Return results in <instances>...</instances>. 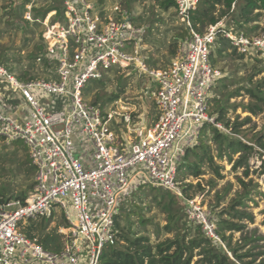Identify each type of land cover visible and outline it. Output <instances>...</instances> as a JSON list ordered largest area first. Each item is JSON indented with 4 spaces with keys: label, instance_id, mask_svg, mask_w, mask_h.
Returning <instances> with one entry per match:
<instances>
[{
    "label": "built area",
    "instance_id": "built-area-1",
    "mask_svg": "<svg viewBox=\"0 0 264 264\" xmlns=\"http://www.w3.org/2000/svg\"><path fill=\"white\" fill-rule=\"evenodd\" d=\"M174 1L187 34L163 67L146 62L147 26L118 5L90 0H61V15L43 23V49L34 58L41 76L21 78L27 71L10 72L0 63V138L22 141L34 171L23 200H0V264H101L103 249L116 242L121 205L144 186L182 199L186 220L225 248L216 216L182 191L178 167L206 123L223 129L208 111L221 78L210 48L220 35L239 53L264 55V24L252 34L228 30L221 20L197 31L190 16L199 0ZM134 66L154 87L158 112L150 125L135 122L139 115L128 109L105 110L83 96L90 81L111 71L132 73ZM78 135L87 146L82 160L75 155ZM55 210L65 225L57 229L60 248L51 250L22 229L28 219H47Z\"/></svg>",
    "mask_w": 264,
    "mask_h": 264
},
{
    "label": "rangeland",
    "instance_id": "rangeland-1",
    "mask_svg": "<svg viewBox=\"0 0 264 264\" xmlns=\"http://www.w3.org/2000/svg\"><path fill=\"white\" fill-rule=\"evenodd\" d=\"M60 1L0 0V62H3L10 72L22 73L27 71L33 76H41L40 67H34V56L38 47L42 46L43 23L51 15V21L56 19L53 17V10L44 15V18L41 14L47 7L56 6L59 8ZM90 1L95 4H103L106 8L118 5L130 14L132 22L143 25V27L144 25L147 26L145 42L150 47V51L147 52L148 60H146L148 67H163L170 62L173 55L168 52L169 45L174 42L173 37L183 29V25L177 19L172 8L164 11L153 0ZM257 11L261 10H255L253 13ZM226 19L224 17L221 20L224 27H226ZM258 24L259 27L264 24V11H261ZM179 40L178 37L177 43ZM222 47L224 51L221 55L216 54V43L210 48L211 60H214V66L220 70L221 78L224 79L223 84H225V87L219 86L218 91L214 90L212 96L218 94L219 99H222L221 93L233 92L231 97L228 96L226 103L228 108L225 116L229 120V126L234 122H244L239 129L245 132L246 137L244 138L242 133L233 134L229 128L223 126L224 130H220L228 135L240 137L243 141H249L253 145V151L247 157V166L243 164L237 166L236 161L240 158V153L232 154L231 157L228 155L219 156L218 143L213 138L211 130L205 127L201 130L203 136L200 137L197 145L203 142L204 145L209 146L208 151L219 166V176L214 174L206 161H203L200 166L203 174L193 176L189 170L182 168L178 170L177 180L181 187L190 183L191 186L187 190V195L210 209L217 220L224 207L233 201L236 192L243 191L239 179L244 181L249 191L250 200L245 199L246 205L243 208L238 207V209L248 212L252 218H243L241 221L234 220V222L243 224V228L239 231L229 230L225 234L230 235L232 247H239V253H247V251L251 253V255L243 256L244 261L261 264V260L264 259V147H260L254 142L255 136L260 137L264 142V106L261 110L254 113L250 112L247 106L253 100L249 98L244 87L260 83L262 85L260 89L264 91V55L249 53L241 57L235 48V52H233V48L228 42ZM134 68L136 71L133 70L132 73L111 71L105 74L101 81H90L95 86L92 84L93 86L89 90L87 87L83 89V96L91 102L96 97L98 102L104 100L103 109L105 110L110 108L116 111L128 109L130 113L139 115L140 118H135V122H141L143 119L145 124L150 125L156 120V113L158 112L150 96L154 87L152 80L145 73H139L135 66ZM102 81H104L103 84ZM235 90L237 91L236 94L234 93ZM40 93H35L38 100L42 97ZM112 93H117L119 96L116 100L107 101ZM211 104L209 109H211ZM246 118L248 120L244 121ZM126 134L128 133L126 132ZM77 139L74 141L77 147L75 155L82 160L81 154L87 146L80 145L85 140L81 135H78ZM24 157L28 158L26 146L22 141L15 140L6 144L0 138V200L6 197L12 199L16 195H27L32 189L33 173H29L30 165L25 162ZM188 160L195 159L190 155ZM140 169L141 167L138 165L134 171ZM245 170H247V175L244 174ZM143 189L144 192L141 191ZM160 195H165L168 199L174 194L161 188L154 187L151 189V186L138 188L125 205L126 209H133L131 203L135 202L140 205L136 206V210H139L140 207L142 210L139 214L132 211L124 213L119 211L122 214L119 218V226L126 227L127 224L136 236L147 237L151 244L167 238L172 239L174 233L168 232L164 228L168 224L167 214L157 205ZM130 204L131 206H129ZM221 216L225 217L226 215L221 214ZM41 220L48 221L43 229L39 227ZM184 220L186 219L183 215ZM27 221L28 226H35L31 234L38 240L46 234H52L55 229L57 230L64 225L63 215L56 210L47 220L40 218L28 219ZM192 230L191 234L195 231L193 226ZM248 237H250L249 241L245 240ZM198 251L199 248L193 250L189 264H199L198 261L201 256L198 255ZM82 261L83 257H81Z\"/></svg>",
    "mask_w": 264,
    "mask_h": 264
},
{
    "label": "trees",
    "instance_id": "trees-1",
    "mask_svg": "<svg viewBox=\"0 0 264 264\" xmlns=\"http://www.w3.org/2000/svg\"><path fill=\"white\" fill-rule=\"evenodd\" d=\"M153 1L158 5L160 9L164 11L170 8L173 9L175 6L174 0ZM51 10L55 12V14H53V17H59L62 11L61 1L59 8H57L56 6L47 7L43 11L41 16L44 18V15H46ZM255 10L264 11V0H199L195 9L191 13L190 22L197 31H201L206 26L215 24L225 17V19L227 18L225 27L226 29H230L233 31H243L245 34H252L256 33L260 28L258 22L259 17L261 16V11L253 13ZM137 20L139 21V18H137ZM186 34V30L183 28L177 35L173 37L174 42L170 44L168 48V52L170 55L174 54L178 37L181 39ZM225 44H227V40L219 35L216 40L215 49L217 55H221V53L224 51L222 46ZM42 49L43 45L38 47V51L36 52L35 56L39 52H41ZM233 52H235L234 48ZM239 55L242 57L244 54L239 53ZM211 62L214 65V60H211ZM0 63L4 64L3 62ZM27 75V72H23L21 74V78H26ZM102 79L97 80L101 81ZM103 82L104 81H102V84ZM223 82V78L219 79L213 89V92L214 90L218 91L217 89L219 88V86L225 87V84H223ZM92 84L95 86L94 83L90 82V84H88L87 86V90H89L90 87L93 86ZM260 87H262L260 83H256L254 85L252 84L250 87H244L245 92L248 94L249 98L253 100V102H250L247 106L250 112L254 113L257 110H261L262 106H264V91H262ZM234 93L236 94L237 91L235 90ZM232 95L233 92H228L225 94L221 93L222 99H219L220 96L218 94L212 96V104L211 109H209V113L214 115L215 121L217 123H220L221 126L229 128L233 134L242 133V136L245 138V132L240 131L239 129V127L242 126L244 122H234L231 126H229V120L226 119L225 116L228 108L226 105L228 96L231 97ZM118 96L119 95L117 93H112L108 97L107 101L116 100ZM92 102L95 104H99V106L101 107H103L105 103L104 100L98 102L97 97ZM132 115L135 116L134 114ZM247 120L248 118H246L244 121ZM205 127L211 130L213 138L218 143L219 156L228 155L229 157H231L232 154L240 153V158L237 159L236 165L241 166L243 164L247 166V157L253 151V145L249 141H243V139H241L240 137H236L235 135H228L210 123H206L203 128ZM202 136L203 133H200L198 142L200 137ZM254 143H256L260 147H264V142L258 136H255ZM197 144L187 150L178 167V170L183 168L184 170H189L190 174H192L193 176H199L203 174V171L200 169L201 163L203 161H206L208 167L214 172V174L219 176V166L215 163L213 156L209 153V146L204 145L203 142H200L199 145ZM190 155H192L195 160L189 161L188 158ZM24 160L30 165V167L28 168L29 173H33V167L30 164L28 158L24 157ZM244 174L247 175V170H245ZM239 181L243 186V191L236 192V196L234 197L233 201L229 205L224 207L221 213H219V218L217 221V231L222 242L225 245V248H223L221 245L213 244L210 239L205 238L198 226L192 225L187 220L183 221L184 214L182 215V213L184 204L182 199H180L176 195H171V197L168 199L165 195H160L161 197L160 200L157 201V205L161 207L163 212L167 214L168 224H166L164 228L168 232L174 233L173 238H167L163 241L151 244L147 237L142 235L136 236L127 224L126 227L119 226V218L122 216L121 213L132 211L136 212V214H139L142 210L141 207L139 208V210H136V206L140 205L136 204L135 202L131 203L133 205V209H126L125 204L128 201L127 200L120 207L119 211L121 213H118L114 218L116 242L114 245L108 246L103 249L101 255V264H189L193 250L196 248H199L198 255L201 256L198 261L199 264H252V261L243 260V256L251 255V253H249V251H247V253H239V247H232L230 245V235L227 236L225 234L226 231H239L243 228V224L234 222V220L241 221L243 220V218H252L248 212L242 209H238V207L243 208L246 205L245 199L250 200L246 183L241 179H239ZM190 186V183L182 186V191L186 196H188L187 190ZM151 189H154V187H151ZM141 191L144 192V189ZM25 197L26 194H22L16 195L14 198L23 200ZM9 198L11 197H6L4 199L1 198V201H6ZM131 204L129 206H131ZM221 214H225L226 216L222 217ZM46 222L41 220L39 223V227L43 229L46 225ZM192 226L195 230L193 234H191ZM34 227V225L25 226V234L29 237H33L31 231L34 229ZM60 237L61 235L58 234L57 230L55 229L52 234H46L45 236L37 240L46 249L58 250L60 248ZM249 238L250 237L246 238L245 240H248ZM261 264H264V259L261 260Z\"/></svg>",
    "mask_w": 264,
    "mask_h": 264
}]
</instances>
